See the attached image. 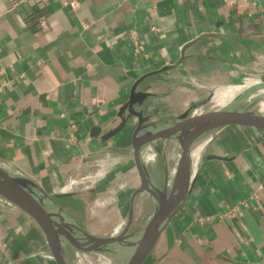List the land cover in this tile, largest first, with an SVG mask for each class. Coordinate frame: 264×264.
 <instances>
[{
	"label": "crops",
	"instance_id": "crops-1",
	"mask_svg": "<svg viewBox=\"0 0 264 264\" xmlns=\"http://www.w3.org/2000/svg\"><path fill=\"white\" fill-rule=\"evenodd\" d=\"M243 82L264 83V0H0V166L45 191L81 240L127 234L171 192L183 152L170 136L137 152L134 134ZM190 169L143 264H264V131L220 128ZM0 264H58L2 198Z\"/></svg>",
	"mask_w": 264,
	"mask_h": 264
},
{
	"label": "water",
	"instance_id": "water-1",
	"mask_svg": "<svg viewBox=\"0 0 264 264\" xmlns=\"http://www.w3.org/2000/svg\"><path fill=\"white\" fill-rule=\"evenodd\" d=\"M228 125H240L264 131V112L249 108L239 109L232 106L216 107L213 109H196L193 111L188 110L166 122L151 124L139 128L133 136V146L138 152L141 146L154 138L160 136L174 137L172 136L173 133L165 134V131L173 132L175 129L190 128L194 129L191 134L195 133V130L200 133H210L211 131L216 132L220 128ZM183 136L184 135H177L176 137L181 142L183 152L171 192L168 195L164 194L163 197H157L155 201V210L160 212L163 219L162 229L160 232L156 233V235L148 241L145 246L143 245L138 252L132 253L123 264H143L146 261L151 250L156 245L159 235L166 230L175 211L180 207L186 197L188 192L187 184L191 179V169L187 153L190 142L188 141V143L185 141L187 138ZM175 188L183 190L182 192L184 196L182 200H180V203L172 210L167 204V199L171 197ZM35 191L42 193L44 198L37 197ZM139 192L141 191H136L132 194L133 201H135ZM46 196L47 194L45 191L40 189L35 182L18 176L10 170L0 166V198L20 207L37 222L39 227L45 233L49 246L53 255L57 259L58 264H79L77 260L73 259V252L71 255L68 254L69 247L94 252L95 247L97 249L98 247H101V245H105L106 238L104 237L97 238L89 235H82L86 240H81L79 237L74 240L72 237L65 235L63 228L55 218L57 214L51 211L50 206L45 201ZM130 220L131 217L129 216L128 223ZM124 239L125 232L118 235L109 246L111 252L110 256H112L111 259L116 258L115 256H117L118 250L123 246Z\"/></svg>",
	"mask_w": 264,
	"mask_h": 264
},
{
	"label": "bare ground",
	"instance_id": "bare-ground-1",
	"mask_svg": "<svg viewBox=\"0 0 264 264\" xmlns=\"http://www.w3.org/2000/svg\"><path fill=\"white\" fill-rule=\"evenodd\" d=\"M248 85L244 84V85L236 86V88L239 89L242 87H246L244 89L246 91H248L249 87H251ZM255 85H257V84H255ZM252 88H253L252 90H254V88L256 89L255 86H252ZM261 109L264 112V98L261 100ZM193 128H197V127H193ZM192 130H194V129H190V128L189 129H186V128L175 129V130H173V132L165 131V134H172L173 133L172 136H174V137H177V135L178 136L184 135L183 137L187 138L185 141L190 142V143L188 142L189 145H188V151H187L188 159H189V165L192 168L193 173H195L197 168H198V165L200 163L202 152L205 148V145L208 142L209 138L212 136V134L215 133V131H211L210 133H204V132L200 133L197 130H195L196 132L191 134ZM8 166L9 165L5 164V165H2L1 167L8 169L9 168ZM95 178H97V177H94V179ZM142 179L143 180L141 182L140 190L149 189L150 192H152V189L149 185L150 183L144 178V176ZM76 185H78V184L76 183V184L72 185V187H75ZM179 188H175L171 197L167 199V204L172 210L177 206V204L180 203V200H182V198L184 196V194L182 192L183 190H181V189L179 190ZM35 192H36L37 197L44 198L42 193L37 192V191H35ZM50 207H51V205H50ZM50 209L52 212L57 214L56 216L55 215L54 216H55L56 220H58L60 226L63 228V232L65 233V235L72 237V239H74V240L76 238H78V236H80L78 229L75 227V225L66 216H64L62 213L56 212V209H52V208H50ZM152 217L153 218L150 219V222L146 223L144 225V228L139 232L140 235L131 236L130 238L126 237L123 240V246L118 250L117 256H115L117 259L127 260L131 256L132 253L138 252L143 247V245L145 246V244L148 241H150L156 235V233L161 231L163 219H162L160 212L155 210ZM116 237L117 236H112V237L106 238L105 245H101V247H98L97 249L95 247L94 252H88L84 249H81V250L76 249L77 251H79L81 263L82 264H97V263H100L101 261H103L104 259H107V256L111 255V252L109 250V246L112 244V242L114 241V239ZM110 258H112V256H110ZM116 258H114V259H116ZM112 263L113 262L108 261V264H112Z\"/></svg>",
	"mask_w": 264,
	"mask_h": 264
},
{
	"label": "rangeland",
	"instance_id": "rangeland-1",
	"mask_svg": "<svg viewBox=\"0 0 264 264\" xmlns=\"http://www.w3.org/2000/svg\"><path fill=\"white\" fill-rule=\"evenodd\" d=\"M244 84L245 85L249 84L248 86H251V87H249L248 91H246L244 89L246 87H242L239 89L236 88V86H240V85H244ZM255 84H257V85H255ZM252 86H255L256 89L254 88V90H252L253 89ZM216 95L217 96H215L213 103H212V104H216V105L215 106H209V107H206L204 109H213L216 107L220 108V107L232 106L234 108H239V109L249 108V109H254L257 111L258 110L262 111L261 100L264 98V83H253V82L252 83H249V82L244 83L243 82L241 84H232V85H229L227 88H223V90H219V92ZM221 99H222V103L219 105ZM162 147H165V145L163 143H162ZM170 191H171V188H170ZM98 196H99V194H96V196H94V197L97 198ZM95 198H93V199H95ZM45 199H46L45 200L46 203L49 204V206L51 205L52 209H57L54 206V204L52 203L51 198L48 195L45 197ZM147 212H148L147 215H145L144 217H141V218H137L134 221L132 228L128 231L127 234H125V238L126 237L130 238L131 236L140 235L139 232L144 228V225L150 221V219L152 218V216L154 214L153 207H149V209H147ZM73 253L75 256V257L73 256V259L77 260V262L79 264H82L81 258L79 255V251H77L76 249H73ZM108 261L113 262L112 264H123L125 260H119L117 258L111 259L110 256L108 255L107 259H104L103 261H101V264H108ZM97 264H100V263H97Z\"/></svg>",
	"mask_w": 264,
	"mask_h": 264
}]
</instances>
